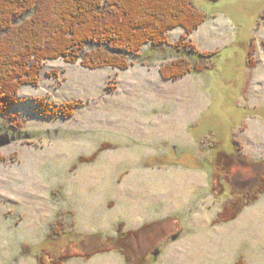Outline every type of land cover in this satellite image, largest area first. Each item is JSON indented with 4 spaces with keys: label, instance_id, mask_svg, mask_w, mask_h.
I'll return each instance as SVG.
<instances>
[{
    "label": "rangeland",
    "instance_id": "rangeland-1",
    "mask_svg": "<svg viewBox=\"0 0 264 264\" xmlns=\"http://www.w3.org/2000/svg\"><path fill=\"white\" fill-rule=\"evenodd\" d=\"M192 1L204 72L161 77L177 29L126 70L47 60L21 88L0 117V264H129L153 250L144 227L159 250L145 264H264V194L215 223L264 188V0Z\"/></svg>",
    "mask_w": 264,
    "mask_h": 264
},
{
    "label": "trees",
    "instance_id": "trees-1",
    "mask_svg": "<svg viewBox=\"0 0 264 264\" xmlns=\"http://www.w3.org/2000/svg\"><path fill=\"white\" fill-rule=\"evenodd\" d=\"M207 18L192 0H0V117L17 118L11 114L16 95L23 86L39 84L42 62L63 59L91 70H126L128 56L138 57L145 45L164 47L169 32L177 29L183 31L182 42L175 46L182 54L160 70L161 77L171 81L202 73L213 64L207 67L200 60L213 54L198 52L186 40ZM184 50L197 52L189 59ZM197 55L201 59L194 61ZM5 161L0 156V164ZM263 194L264 188L246 192L244 207L231 214L225 207L215 223L235 220ZM69 259L70 255L62 256L55 264Z\"/></svg>",
    "mask_w": 264,
    "mask_h": 264
},
{
    "label": "flooded vegetation",
    "instance_id": "flooded-vegetation-1",
    "mask_svg": "<svg viewBox=\"0 0 264 264\" xmlns=\"http://www.w3.org/2000/svg\"><path fill=\"white\" fill-rule=\"evenodd\" d=\"M242 158V157H240ZM244 160V158H242ZM248 159V158H247ZM241 160V159H240ZM246 160V159H245ZM249 161V160H248ZM249 163V162H248ZM222 184V183H221ZM249 192V191H248ZM143 232V233H142ZM141 233L142 234H146V237L144 238L145 240H143V242H145V247L147 246H152L151 248H153L152 251H150L147 255V257L151 256V255H155V256H158L159 254V250H158V247L156 248L155 245L158 244V241H157V236L155 237V235H153L155 232V230H152V231H149L146 227L142 228L141 229ZM160 233V232H158ZM127 238L129 237L130 238V233L127 234ZM131 238H132V241L134 243V245H136L139 241V239L142 237L141 234L139 233H132L131 234ZM148 236V237H147ZM176 236H174L173 238H175ZM126 237L124 238V240L120 241V245L122 247L121 251H120V254L122 255L123 259H124V263L126 262V260L128 259L129 256H127V252H124L126 249H127V243L130 242V240L126 241L125 239H127ZM130 238V239H131ZM127 242V243H126ZM143 243H141L142 245ZM132 252L135 254V251L132 250ZM147 257L145 255H136V258L133 257V259L131 260V262H129V264H145L146 263V260H147Z\"/></svg>",
    "mask_w": 264,
    "mask_h": 264
},
{
    "label": "water",
    "instance_id": "water-1",
    "mask_svg": "<svg viewBox=\"0 0 264 264\" xmlns=\"http://www.w3.org/2000/svg\"><path fill=\"white\" fill-rule=\"evenodd\" d=\"M10 142L8 141L7 143H5V144H2L1 143V139H0V147H3V146H5V145H7V144H9ZM175 240V239H174Z\"/></svg>",
    "mask_w": 264,
    "mask_h": 264
},
{
    "label": "bare ground",
    "instance_id": "bare-ground-1",
    "mask_svg": "<svg viewBox=\"0 0 264 264\" xmlns=\"http://www.w3.org/2000/svg\"><path fill=\"white\" fill-rule=\"evenodd\" d=\"M64 112V111H63Z\"/></svg>",
    "mask_w": 264,
    "mask_h": 264
}]
</instances>
